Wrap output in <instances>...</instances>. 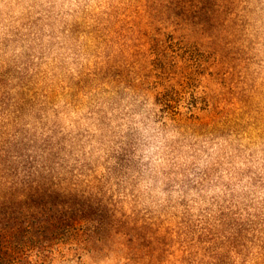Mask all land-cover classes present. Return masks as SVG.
I'll list each match as a JSON object with an SVG mask.
<instances>
[{"label": "rangeland", "instance_id": "1", "mask_svg": "<svg viewBox=\"0 0 264 264\" xmlns=\"http://www.w3.org/2000/svg\"><path fill=\"white\" fill-rule=\"evenodd\" d=\"M8 208L45 264H264V0H0Z\"/></svg>", "mask_w": 264, "mask_h": 264}, {"label": "trees", "instance_id": "2", "mask_svg": "<svg viewBox=\"0 0 264 264\" xmlns=\"http://www.w3.org/2000/svg\"><path fill=\"white\" fill-rule=\"evenodd\" d=\"M35 221H38L35 213L24 215L9 208L0 210V264H45L46 237L34 234L44 230L45 225ZM33 251H37L38 259H32Z\"/></svg>", "mask_w": 264, "mask_h": 264}]
</instances>
